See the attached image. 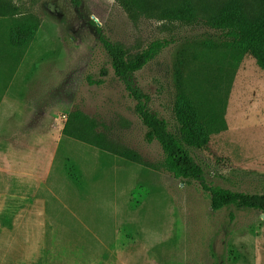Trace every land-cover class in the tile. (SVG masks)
<instances>
[{"label":"rangeland","instance_id":"obj_1","mask_svg":"<svg viewBox=\"0 0 264 264\" xmlns=\"http://www.w3.org/2000/svg\"><path fill=\"white\" fill-rule=\"evenodd\" d=\"M147 1L160 7L179 0ZM193 1L200 19L184 25L133 18L117 0H82L79 7L71 0H11L16 14L0 16V100L13 75L38 72L29 97L46 114L42 145L55 159L46 187L13 180L8 185L6 169L15 180V170L34 167L37 147L17 154L0 141V264H55L56 253L58 264L99 258L112 264H119L117 258L126 264H264V213L234 206L214 210L201 181L182 184L157 168L163 150L146 141L136 101L115 75L91 23L131 54L153 41H170L135 74L136 86L171 124L178 93L218 102L227 128L213 132L204 148L192 149L204 181L262 193L264 70L250 54L203 43L215 36L203 20L226 0ZM27 13L40 18V27L26 48L14 49L8 32ZM88 77L103 83L91 84ZM71 111L86 117L90 135L103 133L140 160L65 134Z\"/></svg>","mask_w":264,"mask_h":264},{"label":"trees","instance_id":"obj_2","mask_svg":"<svg viewBox=\"0 0 264 264\" xmlns=\"http://www.w3.org/2000/svg\"><path fill=\"white\" fill-rule=\"evenodd\" d=\"M71 2L76 7L82 4V0ZM117 2L133 18L148 15L161 21L184 25L194 24L200 19L193 0H179L160 7H155L147 0ZM13 14H16V10L11 0H0V16ZM203 21L215 33V36L203 40L206 46L223 48L238 54H250L264 70V0H256L252 5L246 0H226L216 13L207 16ZM91 23L96 27L98 39L109 57L115 75L123 81L129 95L136 101L135 112L147 129L146 141H157L163 150V158L157 168L172 174L182 184L201 181L203 189L210 194L214 210L234 206L264 213V192L233 191L220 185L207 184L203 169L192 153L193 148H204L213 132L227 128L218 102H214V105L207 99H196L184 92L178 93L174 104L175 122L171 124L150 108L149 96L136 86L135 74L165 49L170 41L156 40L142 51L131 54L124 44L105 36L94 20ZM40 24V18L36 14H22L8 32L9 43L14 49L26 48L35 37ZM88 80L91 84L103 83L102 79L93 80L88 77ZM85 125L86 117L81 111H71L63 131L69 136L90 141L103 151H112L134 161L140 160L136 151L113 146L105 134L90 135Z\"/></svg>","mask_w":264,"mask_h":264},{"label":"crops","instance_id":"obj_3","mask_svg":"<svg viewBox=\"0 0 264 264\" xmlns=\"http://www.w3.org/2000/svg\"><path fill=\"white\" fill-rule=\"evenodd\" d=\"M37 73L38 72H35L31 76L21 77L19 74H16L9 79L0 100V141H7L9 146L12 147L17 154L24 152V150L36 143L37 153L34 167L29 170H15L18 177L15 180L11 179L9 169H6L7 177L5 182L10 185L12 180L13 184L29 181L34 187L39 189L42 186L46 187L48 175L55 159V152L50 153V155L45 152L42 144L47 139L43 134L46 128V124L44 123L46 114L35 108L34 102L32 101L33 98L31 99L29 97L32 85L37 83L33 81ZM39 94L36 89H34V97ZM34 101H36V99H34ZM5 127L8 129L7 132L4 131ZM54 147L55 145L52 142V151ZM27 177H29V179ZM43 255L47 256L46 251L43 252ZM58 255L59 254L56 253L54 256L55 264H58L60 261ZM117 259L119 260V264H126L125 260H123V262L119 258ZM107 261V259L99 258L97 261H92V263L112 264ZM63 264L67 263L64 262ZM70 264L76 263L70 262Z\"/></svg>","mask_w":264,"mask_h":264}]
</instances>
